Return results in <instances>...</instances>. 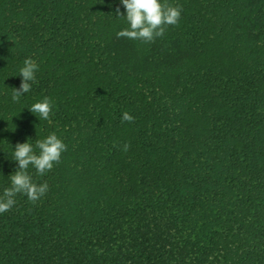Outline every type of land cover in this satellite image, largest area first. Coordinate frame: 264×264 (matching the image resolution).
Returning <instances> with one entry per match:
<instances>
[{
  "label": "trees",
  "instance_id": "1",
  "mask_svg": "<svg viewBox=\"0 0 264 264\" xmlns=\"http://www.w3.org/2000/svg\"><path fill=\"white\" fill-rule=\"evenodd\" d=\"M169 3L178 26L142 44L120 0H0V194L17 143L67 145L0 214V264H264V0Z\"/></svg>",
  "mask_w": 264,
  "mask_h": 264
},
{
  "label": "clouds",
  "instance_id": "2",
  "mask_svg": "<svg viewBox=\"0 0 264 264\" xmlns=\"http://www.w3.org/2000/svg\"><path fill=\"white\" fill-rule=\"evenodd\" d=\"M120 3L124 6L126 15L117 7L116 16L123 17L127 27L116 33L117 38H127L142 44L153 43L165 35L168 27L178 26L183 11L181 5L171 4L169 0H120ZM38 69L39 65L34 59L24 60L19 69L22 77L20 86L13 88V102L19 103L20 97L31 90L32 84L36 82ZM29 111L39 120H50L53 101L45 96L41 101L33 103ZM121 119L122 122L132 123L135 117L125 111ZM35 149L38 152L28 141L15 145L12 160L18 163V169L9 176L10 186L5 187L0 194V214L13 208L18 194L25 195L35 204L48 192L47 182L37 184L33 181L28 172L29 166L35 169L37 175H45L60 162L62 153L67 151V145L53 132L44 139H37ZM129 149L130 144L125 143L122 150L127 152Z\"/></svg>",
  "mask_w": 264,
  "mask_h": 264
}]
</instances>
